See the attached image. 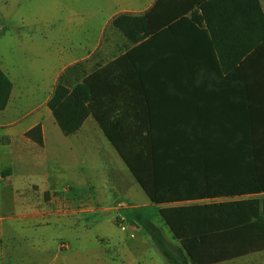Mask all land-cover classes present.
Returning a JSON list of instances; mask_svg holds the SVG:
<instances>
[{
	"label": "crops",
	"instance_id": "obj_1",
	"mask_svg": "<svg viewBox=\"0 0 264 264\" xmlns=\"http://www.w3.org/2000/svg\"><path fill=\"white\" fill-rule=\"evenodd\" d=\"M61 4L70 13L63 19L49 8L29 23L40 21L41 35L29 33L25 48L42 61L26 72L36 74L33 89L44 91L29 110L17 112L27 100L0 55L12 83L0 109V264H82V251L91 264L97 250L100 264H114L120 256L116 223L97 218L111 210L116 221L140 218L139 203L124 198L137 199L141 187L97 120L124 151H162L176 138L229 147L239 130L264 133V65L257 63L264 58V0ZM86 79L96 116L65 135L47 101L57 83L71 88ZM36 125L41 145L26 135ZM239 199L257 200L261 213L264 191L213 200ZM129 236L142 252L146 239L134 227ZM226 262L264 264V249L214 264Z\"/></svg>",
	"mask_w": 264,
	"mask_h": 264
},
{
	"label": "trees",
	"instance_id": "obj_2",
	"mask_svg": "<svg viewBox=\"0 0 264 264\" xmlns=\"http://www.w3.org/2000/svg\"><path fill=\"white\" fill-rule=\"evenodd\" d=\"M257 59L264 65V58ZM11 87L0 69V109L6 106ZM91 93L88 79L71 88L57 83L47 106L63 134L78 129L89 113L96 116L89 103ZM97 122L149 201L160 206V217L178 241L170 250L160 229L144 223L168 264H214L264 249V202L260 213L255 199L213 200L264 191V133L259 128L239 130L229 147L202 146L197 138L185 145L176 138L162 151L148 146L124 151L121 139L110 136L105 122ZM26 135L42 144L39 125Z\"/></svg>",
	"mask_w": 264,
	"mask_h": 264
},
{
	"label": "rangeland",
	"instance_id": "obj_3",
	"mask_svg": "<svg viewBox=\"0 0 264 264\" xmlns=\"http://www.w3.org/2000/svg\"><path fill=\"white\" fill-rule=\"evenodd\" d=\"M63 1L64 0H0V55L9 66L14 68V73L11 75L14 77L15 84L21 86H19L21 100H27L24 106L18 109V113L27 111L36 105L44 94L43 90L33 89L31 77H35L36 74L29 73L31 76L29 77L26 72V68L31 69L32 66L37 63L40 64L42 61V56L40 54H35L33 51L29 52L25 48L27 35H29V33L33 32V35L35 36L41 35V26L38 24L40 21L37 25H29V23L35 19H40L42 12H45V10L49 8H54L56 15L63 19L70 14L64 9L63 4L60 5ZM124 199L129 203L137 201V203H139L137 213L141 215L137 220L133 216H127L122 220L119 219L120 224L124 225L125 230L120 229V225L114 217L116 213L115 210H111L108 215L101 212L97 218L98 222H103V224H108L107 220L111 223H116L114 224V228L117 229V232L123 238L118 246L120 256L115 255V258L112 260L113 263L136 264L137 262V264H168L144 227L145 222H151L157 226L165 238L170 250H172L173 246L178 244V241L173 237L168 226L160 217L158 206L153 203L145 206V203H148V199L139 187H137V199ZM10 208L11 202L9 201V204L3 206L1 213H7ZM133 227L136 228L137 238L144 237L147 241L142 248V252L137 249V254L135 249L130 246L132 238L129 236V230ZM92 251L94 250L92 249ZM124 253L127 254V259L122 260L121 256ZM129 254L132 255L133 260L128 256ZM88 258L89 256L85 254V251L79 252V255L77 256V259L82 260V264H86ZM90 259L91 264H100L102 262L98 250L95 253H92ZM128 261L131 262L127 263ZM226 264L229 263L226 262Z\"/></svg>",
	"mask_w": 264,
	"mask_h": 264
},
{
	"label": "built area",
	"instance_id": "obj_4",
	"mask_svg": "<svg viewBox=\"0 0 264 264\" xmlns=\"http://www.w3.org/2000/svg\"><path fill=\"white\" fill-rule=\"evenodd\" d=\"M117 222L119 223L121 229L125 228L123 224H120V220L119 219H117Z\"/></svg>",
	"mask_w": 264,
	"mask_h": 264
}]
</instances>
